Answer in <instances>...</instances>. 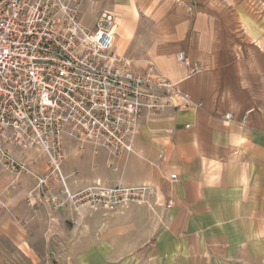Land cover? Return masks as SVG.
<instances>
[{"label": "crops", "instance_id": "0c3cea01", "mask_svg": "<svg viewBox=\"0 0 264 264\" xmlns=\"http://www.w3.org/2000/svg\"><path fill=\"white\" fill-rule=\"evenodd\" d=\"M120 19L116 33L121 53L115 44L114 49L129 58L123 54L128 37L121 34ZM184 49L200 73L189 76L172 51L147 66L178 83L202 108L144 116L134 154L127 160L111 158L102 150L95 154L90 147L80 152L74 142L66 140L60 167L65 188L73 194L96 183L107 187L150 185L154 194L144 207H155L157 212L163 207L164 213L163 226L145 251L149 260L169 264L201 255L215 264H261L264 54L238 50L240 55L216 40L202 44L196 52ZM227 113L233 115L229 123L222 118ZM13 151L33 175L48 177L51 191L65 201L64 188L53 174L49 177L52 171L41 151ZM171 174H176L177 181L169 180ZM41 191L31 175L16 177L0 165V264H50L45 258L52 252L48 246L57 224L63 216H74L43 205ZM30 194H38L32 206L27 205Z\"/></svg>", "mask_w": 264, "mask_h": 264}, {"label": "built area", "instance_id": "2783aa9c", "mask_svg": "<svg viewBox=\"0 0 264 264\" xmlns=\"http://www.w3.org/2000/svg\"><path fill=\"white\" fill-rule=\"evenodd\" d=\"M81 5L82 0H0V165L16 177H34L54 209L69 203L113 212L146 203L152 187L96 183L69 193L60 172L65 141L80 152L90 147L95 154L102 150L111 158H128L144 116L198 110L202 104L152 65L137 70L115 51V13L101 12L93 30H87ZM176 61L189 76L201 72L183 52ZM222 118L229 123L233 115ZM13 150L41 151L49 177L53 174L64 188L65 201L52 195L48 177L33 175ZM169 180L177 181L176 174ZM36 195H28L29 206Z\"/></svg>", "mask_w": 264, "mask_h": 264}, {"label": "rangeland", "instance_id": "374dc122", "mask_svg": "<svg viewBox=\"0 0 264 264\" xmlns=\"http://www.w3.org/2000/svg\"><path fill=\"white\" fill-rule=\"evenodd\" d=\"M103 11L120 16L121 34L128 37L123 54L133 61L136 69H144L147 62H153L154 58L166 56L171 51L176 55L184 52L186 47V52H196L202 44L215 40L231 52L253 53L257 50L264 54V0H82L83 26L93 30L97 15ZM119 44L117 37L115 48L121 53ZM242 45L246 48L243 49ZM123 158L127 160L129 157ZM39 194L42 204L50 210L74 216H63L57 224L56 234L49 241L48 249L52 252L45 258L47 263H164L149 260L145 255L163 226V207H158L159 212L153 209L155 207H144L145 203L113 212L95 210L92 205L78 209L69 204V207L64 205L54 209L46 202V196L43 197L44 192ZM153 233L152 240L148 241ZM169 264L215 263L200 255ZM261 264H264L262 256Z\"/></svg>", "mask_w": 264, "mask_h": 264}, {"label": "bare ground", "instance_id": "6f19581e", "mask_svg": "<svg viewBox=\"0 0 264 264\" xmlns=\"http://www.w3.org/2000/svg\"><path fill=\"white\" fill-rule=\"evenodd\" d=\"M116 23H117V17H116ZM120 23V22H119ZM120 25V24H119Z\"/></svg>", "mask_w": 264, "mask_h": 264}]
</instances>
